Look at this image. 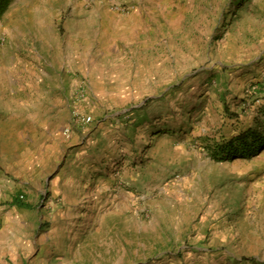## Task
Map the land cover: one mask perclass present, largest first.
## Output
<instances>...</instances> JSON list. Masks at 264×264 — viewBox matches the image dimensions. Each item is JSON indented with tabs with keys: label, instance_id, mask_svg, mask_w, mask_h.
Listing matches in <instances>:
<instances>
[{
	"label": "rangeland",
	"instance_id": "1",
	"mask_svg": "<svg viewBox=\"0 0 264 264\" xmlns=\"http://www.w3.org/2000/svg\"><path fill=\"white\" fill-rule=\"evenodd\" d=\"M261 88L264 0H15L0 264H264V149L213 158L264 137Z\"/></svg>",
	"mask_w": 264,
	"mask_h": 264
},
{
	"label": "trees",
	"instance_id": "2",
	"mask_svg": "<svg viewBox=\"0 0 264 264\" xmlns=\"http://www.w3.org/2000/svg\"><path fill=\"white\" fill-rule=\"evenodd\" d=\"M14 1L0 0V20L9 12ZM261 149H264V137L258 130H251L218 145L213 158L217 161H229L237 157H251ZM12 206L23 210L32 209L31 205L23 202L18 197L13 200Z\"/></svg>",
	"mask_w": 264,
	"mask_h": 264
},
{
	"label": "crops",
	"instance_id": "3",
	"mask_svg": "<svg viewBox=\"0 0 264 264\" xmlns=\"http://www.w3.org/2000/svg\"><path fill=\"white\" fill-rule=\"evenodd\" d=\"M130 16H132V15H130ZM130 16H127V17H130ZM124 21H126V24H128V25H130L129 24V22H131V18H122ZM123 23V25H124V22H122ZM18 35H19V37H22V36H24L25 37V40L29 37V38H31L33 35H35L36 36V38H38V36H37V34H40V32H35L34 30H32V28H29V29H25V30H22V31H20V32H18L17 33ZM18 37V38H19ZM14 46H16L17 47V45H14Z\"/></svg>",
	"mask_w": 264,
	"mask_h": 264
},
{
	"label": "built area",
	"instance_id": "4",
	"mask_svg": "<svg viewBox=\"0 0 264 264\" xmlns=\"http://www.w3.org/2000/svg\"><path fill=\"white\" fill-rule=\"evenodd\" d=\"M252 89H253V91L260 90V89H258L257 87H253ZM261 90L264 91V88H261ZM91 121H92V119H91L90 117H88V118H84V119H83V123H84V125L90 124ZM64 136L69 137V136H70V130H65V131H64ZM23 199H24V196H23V195L20 196V200H23Z\"/></svg>",
	"mask_w": 264,
	"mask_h": 264
}]
</instances>
